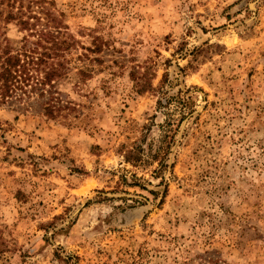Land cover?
Wrapping results in <instances>:
<instances>
[{
    "label": "rangeland",
    "instance_id": "1",
    "mask_svg": "<svg viewBox=\"0 0 264 264\" xmlns=\"http://www.w3.org/2000/svg\"><path fill=\"white\" fill-rule=\"evenodd\" d=\"M47 1L78 105L0 99V264H264V0Z\"/></svg>",
    "mask_w": 264,
    "mask_h": 264
},
{
    "label": "trees",
    "instance_id": "2",
    "mask_svg": "<svg viewBox=\"0 0 264 264\" xmlns=\"http://www.w3.org/2000/svg\"><path fill=\"white\" fill-rule=\"evenodd\" d=\"M51 4L47 0H0V19L23 27L31 25L40 47L38 51H12L9 44L0 43V99L17 102L25 109L37 104L48 118L66 119L78 104L61 105L55 83L67 74V54L76 43L63 31L66 26L61 21L62 14L48 8ZM87 50L97 52L100 47ZM93 71L82 67L77 73L84 77Z\"/></svg>",
    "mask_w": 264,
    "mask_h": 264
}]
</instances>
